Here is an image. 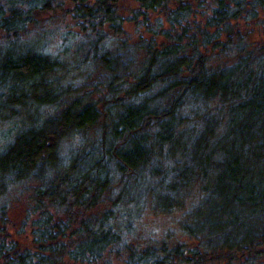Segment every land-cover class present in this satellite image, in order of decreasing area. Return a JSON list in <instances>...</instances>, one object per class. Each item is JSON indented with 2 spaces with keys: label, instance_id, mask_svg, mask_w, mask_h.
<instances>
[{
  "label": "trees",
  "instance_id": "1",
  "mask_svg": "<svg viewBox=\"0 0 264 264\" xmlns=\"http://www.w3.org/2000/svg\"><path fill=\"white\" fill-rule=\"evenodd\" d=\"M64 1L31 0L28 11L0 5V30L16 35L33 10H50ZM70 1L82 31L120 32L119 0ZM136 1L133 19L142 16L148 32L166 38L181 29L178 43L159 48L148 43L144 60L136 64L129 51L108 49L106 40L91 38L92 65L104 72L95 85L98 102L66 99L71 87L54 77L57 58L30 42H3L0 118L9 117L14 133L0 148V196L24 182L32 186L26 219L35 250H19L0 236V264H57L65 256L95 263L123 241L112 218L125 197L150 189L153 202L169 212L176 206L170 201L189 182L197 187L200 205L188 212L181 229L198 246L164 241L142 249L129 246L126 264H200L207 253L264 248V50L238 53L240 43L231 46L234 22L257 18L264 0H208L213 7L205 26L214 31L200 29L193 37L186 24L194 12L192 0ZM150 11L164 12L168 29L159 20L152 24ZM208 45L222 54L236 49L237 60L217 68L206 65L199 47ZM193 118L199 129H188L191 138L184 142L185 131L178 127ZM97 125L100 130L88 138L86 130ZM73 136L77 148L62 147ZM156 154L170 165L164 176L165 166H149ZM106 195L113 209L86 215ZM249 256L242 264H254Z\"/></svg>",
  "mask_w": 264,
  "mask_h": 264
},
{
  "label": "rangeland",
  "instance_id": "2",
  "mask_svg": "<svg viewBox=\"0 0 264 264\" xmlns=\"http://www.w3.org/2000/svg\"><path fill=\"white\" fill-rule=\"evenodd\" d=\"M29 1L31 0H0V5H3L4 8L12 6L21 7L25 11H28ZM192 2L194 12L186 22L187 33L193 37L195 34H198L200 29H206L210 33L213 32L214 29L205 26V20L211 14L213 7L210 1L192 0ZM72 7V2L65 0L62 5L50 10H33L30 15L31 19L26 24L24 30L19 31L16 35H14V32L8 34L0 30V48L4 46L5 43L3 42L10 40H18L22 44L30 42L35 45V49L39 52L49 54L51 57L59 60V69L54 74V77L62 80L64 86L71 87L70 93L73 95H67L66 99H80L83 102H98L102 99L95 85L100 83L104 72L100 67L92 65V52L89 50L91 38H99L102 41L106 40L108 42V49H118L122 52L129 51V55L135 58L136 64L144 60V51L148 43L154 48L178 43L175 37L181 29L175 28L176 31H172L171 37L166 38L160 33L153 34L148 32L147 28L142 25V16H139L137 20L133 19L136 11L139 9V4L136 0L117 1L115 10L117 15L123 19L121 30L114 33L105 28V33L100 36L95 34L96 32H91L90 29H88V32L80 29L78 21L72 17ZM148 18L152 24L157 20L161 21L163 28L168 29L164 12L150 11L148 12ZM233 34L235 41L233 44L231 43V46H236L240 43L241 49L239 52L236 49H230L222 54L219 48L214 50L211 45L199 47L200 54L207 57L206 65L214 68H217L216 66L230 65L237 60V54L240 52H260L264 50V11H260L258 17L255 19L235 21ZM199 40L202 42L201 39ZM188 41V39H184L182 43L185 44ZM221 42L224 43V37H222ZM101 44H105V42ZM123 44L125 45L123 46ZM139 45L144 48L139 49ZM192 48H188V50L191 51ZM66 89L68 88L66 87ZM214 105L217 104L215 103ZM211 109L213 110V107ZM42 111L45 113L44 109ZM8 118L5 117L3 119L8 122L3 125L0 124V148L4 146L3 144L14 133V130L9 131L11 128L9 125L13 122ZM0 121L5 122L1 118ZM99 125L86 130L88 138L100 130L101 126ZM198 125V119L193 118L190 123L184 122L178 127L179 130L185 131L183 134L184 142L191 138L188 129L193 127V131H195L199 129ZM6 134H8V137L1 139V136ZM74 137L64 140L62 147L65 145L67 149L72 148L75 150L77 144L73 143V140L76 139ZM181 142L185 144L183 141ZM155 152H157L156 149H154ZM149 163H151L149 166L157 163L163 165V168L165 166L163 173L160 174L163 176L170 166L167 161H164L162 156L159 158L157 154L153 156ZM175 166L178 167V163ZM153 181L156 182L157 179ZM31 187L28 182H24L17 186L9 187L0 196V236L6 238L8 242L12 241L19 250L29 249L33 252L35 246L33 243L32 227L29 223L30 221L26 219V213L30 204ZM151 194V190L147 189L141 196L137 195V198L132 196L125 197L123 202L116 206L117 211L112 220H114L115 224L120 225L123 241L114 247H110L100 260L92 264H126L129 246L142 249L152 244L159 246L162 241L170 245L176 243L182 244L186 248L198 246L199 242L183 233L181 229L182 223L188 219V212L195 211L200 205L198 203L197 187L189 182L188 187L184 191H181V193L179 192L177 197H175V201H170L176 206L169 212L162 211L157 203L153 202V195ZM129 198L130 200L126 202ZM113 204L112 197L106 195L103 202L95 209L88 211L86 215L92 217L95 215L100 216L103 211L113 209ZM1 211H3V216L1 215ZM259 251H262V253L255 255ZM249 254H251L249 256L250 261L256 260V262H254L255 260L253 261L254 264H264V248L261 247L251 253L234 254V252H231L229 254L215 255L207 253L200 260L202 261L200 264H242ZM57 264L88 263L74 262L65 256Z\"/></svg>",
  "mask_w": 264,
  "mask_h": 264
}]
</instances>
